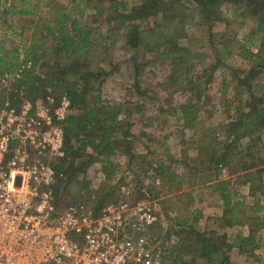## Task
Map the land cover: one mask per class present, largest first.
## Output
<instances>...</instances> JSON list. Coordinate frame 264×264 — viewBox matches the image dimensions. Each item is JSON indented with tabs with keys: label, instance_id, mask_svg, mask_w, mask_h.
Masks as SVG:
<instances>
[{
	"label": "rangeland",
	"instance_id": "1",
	"mask_svg": "<svg viewBox=\"0 0 264 264\" xmlns=\"http://www.w3.org/2000/svg\"><path fill=\"white\" fill-rule=\"evenodd\" d=\"M13 1L16 10L23 7L31 10L37 4L33 9L36 13L24 18L11 16L9 10L0 11V44L4 42L7 50L9 41L15 46L21 44L22 53L33 45H40L44 40V26L53 17L67 14L68 24L79 19L80 28L91 30L92 44L86 53L69 60L77 62H60V65H67L73 71L105 73L102 98L110 106L120 104L122 107L118 119L120 131L116 132V137L129 142L128 156L119 155L123 148L115 147L114 156L109 159L90 151L83 153L84 157H76L73 168L78 170L60 193L58 200L62 204L59 207L81 204L95 213L99 202L104 208L107 203L119 201L120 188L124 186L129 192L125 200L130 204L145 201L157 216L158 222L147 237L156 246L162 264H211L198 257L203 253L197 249V242L201 240L205 244L221 245L220 253L228 257L229 264H264V246L256 250L257 254L253 251L256 238L264 237V127L251 133L252 140L259 138L251 161L252 167L260 172L259 176L253 173L255 169L235 172L232 157L222 156L224 144L231 142L225 135L230 123H237L239 114L249 110L246 107L249 94L264 100V66L250 79L240 73L251 69L253 61L261 60L264 65V52L259 53V43L252 35L255 22L233 19L226 6L222 7V22L214 24L212 30L201 25L197 18L189 21L186 17L183 37L178 42L186 49L185 61L172 62L177 53L170 56L167 49H156L153 39L149 40L152 44L149 45L154 47L151 50L127 48V31L118 25L120 21H106L109 12L116 16L123 12L124 6L128 10L138 6V0H111L113 2L104 5L100 4L102 0H29L28 3L6 0L5 8ZM114 4L118 5L117 10L111 11ZM96 6H104L105 14L96 16ZM185 6L188 8L186 3ZM134 23L143 34L160 32V28L156 29V18ZM8 26L11 33L6 31ZM169 34L178 36L174 35L175 29ZM220 34L226 38L220 40ZM221 41L230 53L223 51ZM45 64V59H41L35 70L47 71L48 68L43 67ZM182 106L188 107L191 124L183 121ZM124 132L131 137L124 139ZM248 140L243 138L232 154L236 152L241 157ZM213 150L217 151L213 162L222 157V163L226 165L201 164L203 157H208ZM67 159L71 161V158ZM88 161L92 163L82 167ZM160 164L163 169H158ZM167 166L171 168L168 172ZM159 172L163 174L158 176ZM177 174L185 175L183 184L186 186H181L183 180L180 183L176 180ZM228 174L237 176L230 188L233 192L237 190L238 205L235 201L234 205L229 204L228 212L221 217L206 215L196 200L209 198L207 184ZM168 176L170 179H166ZM62 179L67 181L64 176ZM245 183L256 186L252 196L250 189L247 192L244 187ZM184 187L187 189L182 191ZM214 187H217L216 183ZM248 194L251 199H247ZM223 196L226 204V190ZM228 200L230 203L229 197ZM231 208L236 209V223L248 226L246 231L251 247L245 248L244 258L237 254L236 248L232 250L234 233L224 228L233 214ZM226 246L230 250L226 251Z\"/></svg>",
	"mask_w": 264,
	"mask_h": 264
},
{
	"label": "trees",
	"instance_id": "2",
	"mask_svg": "<svg viewBox=\"0 0 264 264\" xmlns=\"http://www.w3.org/2000/svg\"><path fill=\"white\" fill-rule=\"evenodd\" d=\"M5 1L0 0V11L9 10L11 16L15 17H33V5L31 10L23 7L22 10H16L14 7V1L9 4V7L5 8ZM111 0H102L100 4L104 5L105 2ZM114 1V0H113ZM111 1V2H113ZM139 5L133 6L128 10L126 6L123 7L122 13L114 16L107 14L106 21H120L119 26H122L125 33V40L127 48L137 50L140 47L151 50L154 48L150 46V39L154 40L156 49L161 50L165 48L168 50L167 55H176V58H172V62L185 61L186 49L178 44L179 38L183 37V25L186 21V17L189 21L197 18L201 25H205L206 28L212 30V27L216 23H220L223 20L222 7H229L231 11V17L236 20L249 19L255 22L253 36H256V42L259 43V53L261 50L264 52V0H138ZM28 3L29 0H24ZM188 5V8L185 6ZM78 8V5H75ZM118 5L114 4L110 7L111 11L117 10ZM95 15L102 16L105 14L104 6L95 8ZM81 15V12H80ZM98 17H92V19ZM148 18H156L158 25L156 29L157 35L143 34L139 27L134 23L136 20L143 21ZM192 18V19H191ZM191 19V20H190ZM69 16L67 14H60L59 17H53L49 24L44 26V40L40 45H33L30 49L24 50L20 53V49L23 45H14L9 41V48L7 50L5 43L0 44V74L3 72H9L17 68L19 62H31L32 66L29 70H26L23 74V79L17 81L13 86V90L22 88L25 97L35 105L37 102H42L47 98H53V108H56L59 104L60 98L66 97L69 100V112L61 123L63 131V148L65 156L61 160H55L53 162V168L56 173H62L66 180L59 179L57 185L54 188L55 204L59 207L62 203L58 200L60 193L64 190V187L71 180L74 173L78 170L73 168V161L76 157L83 156L87 151L90 153H98L109 159L114 156V149H122L119 155L128 156L130 151L129 142L125 140H119L116 137V132L120 131L118 121L122 107L120 104L110 106L108 102L103 100L101 91L105 73L102 72H88L84 70L70 69L67 65L61 67L60 62H67L74 56L86 53L88 46L92 44L91 30L80 28L79 19H75L68 24ZM10 26L6 28V31L11 33ZM175 29L173 37L169 32ZM180 33V34H177ZM12 34H14L12 32ZM161 34V36H160ZM15 35V34H14ZM151 35V36H150ZM220 40H224L226 37L223 34L218 35ZM53 40V41H50ZM110 40V38H108ZM222 42V41H221ZM223 51H227V46L224 42L221 43ZM150 44V45H149ZM151 48V49H150ZM215 51L218 50L215 48ZM173 55V56H174ZM20 57L22 60H20ZM175 58V59H174ZM41 59H45L46 64L43 67L48 68L47 71H36L35 68ZM259 59V56H258ZM49 62H52L53 66H49ZM69 62H77L76 60ZM49 63V64H48ZM252 68L247 72H240L241 75L245 74L247 78H251L253 75H258L264 65L262 61L251 62ZM180 67V64L177 66ZM78 68V67H77ZM240 83V82H239ZM138 87V86H137ZM139 90L138 88H136ZM42 93V94H41ZM15 94L10 92L8 94V101L13 103ZM264 100L252 96L249 94L248 103L246 104V112L239 114V120L234 124L230 123L229 129L226 132V136L231 138L229 144L225 143L222 150L223 155L227 158L232 157L233 165L237 171L244 172L245 170H253L256 176L260 175L257 172L256 167H252L251 161H253L254 149H257V140H252V134L256 133V128L264 127ZM182 116L185 123L191 124L192 117L189 115L188 107L182 106ZM254 128V129H252ZM253 130V131H252ZM236 133V135H234ZM252 133V134H251ZM124 139L130 138L131 134L122 133ZM243 138H248V143L243 148L242 156L239 157L238 153L232 154V150L236 149V146ZM120 151V150H119ZM78 152V153H77ZM77 153V154H76ZM84 153V154H83ZM217 151H211L208 157H203L204 161L201 164L205 165H219L224 162L222 157L220 160L213 162V158L216 156ZM88 156H85V158ZM67 158H71V161ZM201 158V159H203ZM92 162L88 161L83 164L82 167L90 165ZM199 163V161H198ZM158 169H163L162 164ZM166 171L169 169L166 167ZM163 173L159 172L158 176ZM249 175V174H248ZM250 176V175H249ZM168 179V178H167ZM170 179V178H169ZM249 180V179H248ZM251 183V182H250ZM254 184L250 185V195L254 194ZM225 215L229 210L228 197L225 199ZM102 202H99L95 208V215L102 210ZM105 205V204H104ZM108 205V203L106 204ZM105 205V206H106ZM104 206V207H105ZM236 209H232L233 214L229 218L228 226L237 225L234 212ZM154 228V227H153ZM151 229L149 230V232ZM213 234V233H208ZM197 246L202 254H199L200 259H206L211 264H229L228 257L221 254V245L205 244L202 240L197 242ZM226 251L230 250L229 246H226Z\"/></svg>",
	"mask_w": 264,
	"mask_h": 264
},
{
	"label": "built area",
	"instance_id": "3",
	"mask_svg": "<svg viewBox=\"0 0 264 264\" xmlns=\"http://www.w3.org/2000/svg\"><path fill=\"white\" fill-rule=\"evenodd\" d=\"M31 66L0 74V264H162L147 237L157 216L147 202L125 200L124 186L97 215L81 204L56 206L63 174L52 164L65 156L70 103L62 97L53 108L49 97L32 105L21 87L13 90Z\"/></svg>",
	"mask_w": 264,
	"mask_h": 264
},
{
	"label": "crops",
	"instance_id": "4",
	"mask_svg": "<svg viewBox=\"0 0 264 264\" xmlns=\"http://www.w3.org/2000/svg\"><path fill=\"white\" fill-rule=\"evenodd\" d=\"M167 168L169 170L171 169L168 166ZM177 175H176V178H177L176 180H178L179 183L180 181L185 179L184 174H177ZM232 175L233 174L231 175L228 174L223 179H218L219 181H215V182L207 184L206 191H207V195L209 198L207 199L199 198L196 200V202L201 203L200 209H204L206 211V215H217L221 217V215L223 216V214H225V203L223 202V199H222L224 198L223 193H225V190H226V195H228V197L230 198L229 204L234 205V201H235V203L238 205V201H236L237 196H238V194L236 193L237 190L233 192V190L230 188L233 186L235 180L237 179V176L235 175L232 176ZM170 176H168L167 178H170ZM183 183H184V180L181 186H186ZM214 183L217 184L216 188L214 187ZM219 184L221 186H219ZM244 185H245L244 187L247 188V192H248L250 189L249 183H245ZM184 189H187V188L184 187L182 191ZM247 199H251L249 197V194H248ZM260 204H263V202H260ZM247 227H248L247 225L241 226V224H237L233 226H228V225L224 226L225 230H228L229 233H234L232 234L233 235V241H232L233 249L232 250L234 251L236 248V250L239 251L237 252V254L243 258L245 257L243 256V254L245 253L244 251H246L245 248L248 246L251 247L250 246L251 240L249 239L250 237L248 236V233L246 231ZM255 243L256 244L253 246L255 247L253 251H254V254H257L256 250H259L260 247L264 246V237H257ZM247 251H250V250H247ZM248 254L252 255V253H248Z\"/></svg>",
	"mask_w": 264,
	"mask_h": 264
}]
</instances>
